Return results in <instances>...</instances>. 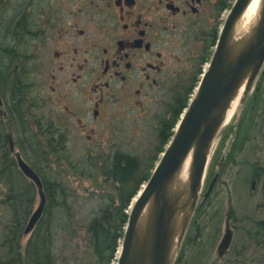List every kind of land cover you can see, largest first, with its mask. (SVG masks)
<instances>
[{"label":"flooded vegetation","instance_id":"flooded-vegetation-1","mask_svg":"<svg viewBox=\"0 0 264 264\" xmlns=\"http://www.w3.org/2000/svg\"><path fill=\"white\" fill-rule=\"evenodd\" d=\"M44 2L0 0V80L14 68L18 88H30L20 114L36 122L40 149L54 146L67 155L81 139L103 175L120 152L137 159L139 171L153 169L151 158L166 150L229 20L243 27L247 13L234 17L239 0H55L48 11ZM263 98L253 102L264 104ZM50 104L55 111H45ZM14 111L5 103L1 113L8 120ZM66 162L55 161L65 163L60 169ZM259 167L252 170V193L264 175ZM103 179V186H119L113 175ZM195 226L194 216L190 230L197 233ZM219 246L218 263L230 251L223 256ZM182 250L176 264L186 262Z\"/></svg>","mask_w":264,"mask_h":264},{"label":"water","instance_id":"water-1","mask_svg":"<svg viewBox=\"0 0 264 264\" xmlns=\"http://www.w3.org/2000/svg\"><path fill=\"white\" fill-rule=\"evenodd\" d=\"M255 0H240L234 17L250 9ZM229 20L221 35L211 66L187 109L180 127L149 182L133 204L118 264H175L182 241L196 211L206 169L233 103L243 106L264 65V0L247 26ZM0 103L2 101L0 100ZM12 149L14 145L12 143ZM20 168L37 185L41 204L26 229L39 222L45 205L43 182L20 153ZM189 168L184 173L187 162ZM217 174L206 194L210 196ZM232 231L228 228L220 254L229 249Z\"/></svg>","mask_w":264,"mask_h":264},{"label":"rangeland","instance_id":"rangeland-1","mask_svg":"<svg viewBox=\"0 0 264 264\" xmlns=\"http://www.w3.org/2000/svg\"><path fill=\"white\" fill-rule=\"evenodd\" d=\"M44 1V7L46 6L45 9L48 11L51 8V2L55 0ZM33 13L35 14L34 17L39 14L37 11ZM4 20L6 21V16ZM258 84L261 86V91L252 92L251 96L254 100L249 102L243 114L240 113L242 119H238V124L229 125L216 141V149L214 148L215 152L206 184L209 185L208 180L213 179L216 174L220 175V179L216 183L211 196L206 200L203 198L204 201L201 200V204L198 205L201 208L195 214V223L199 230L196 233L195 229L191 228L188 232L184 242L187 253L185 247L182 250L186 262L183 259L181 264L218 263L216 262L217 249L226 233L227 212L231 209L232 222L236 233L227 257L218 264H264V226L262 225L264 221V175H261L258 182H256L254 193L251 192L254 166L259 165L264 168V152L253 153L259 148H264V104H262L263 101L258 105L253 102L257 101V98L259 101V98L264 97V75L258 79ZM52 110L55 111L52 104L45 109V111L50 112ZM72 146L74 150L65 157L71 162H75V166L76 161H81L87 167V175L75 172L64 176L78 201L76 207L78 218L72 225L73 227L69 229L66 228V224L63 225L55 249L59 258H63L64 262L68 264H96L97 251H100V247L94 245L86 227L94 212L107 204L101 198V195L107 191V188L109 191H112L113 188L108 185L99 187L94 182L92 178L94 174L92 168L94 167L90 164L91 159L86 160L87 156L84 155L85 142L78 139ZM53 154L55 155L54 152ZM143 156L148 159V154ZM29 158L32 159L31 161L27 159L29 164L32 167H35V165L38 167L35 163L36 160L30 156ZM53 159L57 163L62 161L57 155ZM158 159V156L151 158L149 163H153L154 167ZM64 160L67 161L65 166L67 169L69 161L65 158ZM63 165L65 163L61 165L54 163L53 169L59 170ZM145 168H148V165ZM149 172L145 170V174L139 176V179L133 183L130 192L131 199L125 210L126 213L130 212L131 201L134 200L146 181L142 179L139 186L136 182L142 177L146 178L150 174ZM39 201L40 197L37 192L36 207H38ZM218 231H221V233L217 234ZM27 241L28 237L23 240L22 247H26ZM120 244L121 240H119V246ZM118 249L114 255L110 254L107 257V264L117 263Z\"/></svg>","mask_w":264,"mask_h":264},{"label":"trees","instance_id":"trees-1","mask_svg":"<svg viewBox=\"0 0 264 264\" xmlns=\"http://www.w3.org/2000/svg\"><path fill=\"white\" fill-rule=\"evenodd\" d=\"M2 53L4 60L8 58L4 52ZM15 79L13 68L6 84H4L7 91L12 89L15 92L18 89ZM21 97L14 98L11 102V109L15 111L8 120L3 118L0 111V264H62L65 260L59 258L55 249V245L59 242V235L54 241L48 235L53 232L54 226L55 229L58 228V225L65 224L68 229L73 227L72 225L78 218L76 210L78 201L64 176L75 172L87 175V167L81 161H76L75 166V162L66 159L69 161L67 169L53 170L55 155L50 154L46 161L43 157L34 156L38 167L36 165L33 167L44 182L47 206L41 221L33 233L27 236L25 229L28 218L36 209L38 191L36 185L19 168L16 157L10 148V137H13L18 149L29 161L32 159L19 143L21 130L26 132L29 140L36 147L40 148L42 143L37 138L36 122H31L25 114H20V109L25 103V99L22 100ZM86 160H89V157H86ZM47 165L49 170H45ZM92 169L94 171L92 178L97 186H102L101 179L104 176L111 177L112 175L115 178L113 185L119 184V186L112 187V191L107 188V191L101 195L107 204L94 212L86 227L94 245L100 247V251H97L96 264H107V257L116 253L119 240L122 241L124 237L128 221L125 210L131 199L133 177L142 176L145 172L138 170L137 159L125 154L116 159L115 168L110 171V174L103 175L95 167ZM148 177L149 175L146 178L142 177L136 182L137 185L139 186L141 180L145 181ZM60 190L66 191V193L61 194ZM57 196H62L59 203L56 202ZM27 237V245L22 247V242ZM32 245L34 248L31 247ZM46 247L50 248L49 254ZM50 254H53L54 261L50 260Z\"/></svg>","mask_w":264,"mask_h":264},{"label":"bare ground","instance_id":"bare-ground-1","mask_svg":"<svg viewBox=\"0 0 264 264\" xmlns=\"http://www.w3.org/2000/svg\"><path fill=\"white\" fill-rule=\"evenodd\" d=\"M259 3H260V0H255L254 3L252 4V6L250 7L248 13H247V16H246V19L244 20L245 23L249 22L250 20H252L254 18V16L256 15V12H257V9L259 7ZM242 23V22H241ZM244 24V23H243ZM3 38V37H2ZM25 69V68H24ZM21 70V69H20ZM22 71V70H21ZM14 72H16V70H14ZM11 73L7 72L4 74V76L2 77L3 79L0 80V100L2 102H5V103H11L13 101V99L15 98H19L27 93H29L30 91V88L28 87H25V86H22L20 89H19V94L15 97L14 94L15 92L12 91V89L10 91H7L6 88L4 87V84H6V80L9 78ZM15 77H16V83L18 84L19 86V79L21 76L17 75L15 73ZM17 89V91H18ZM237 105H238V100H236L234 103H233V106H232V109L229 111V114H228V121L231 120V118L233 117L234 115V112L237 108ZM37 120V118H35ZM33 119V120H35ZM18 121L20 122V120L18 119ZM23 125V124H22ZM21 138H20V141L19 143L21 144V146L26 150V152L29 154L30 157H33L34 156L36 157H43V159H45L46 161V158L48 157L49 158V155L53 152H55V154L59 157V159H67V155H65V151L64 149H58L57 147H54L53 146V150H51L49 153L47 151H44L38 147H36L35 145H33L31 143V141L29 140V137L28 135L26 134V132H24L23 130H21ZM22 140V141H21ZM120 155H124L123 153H116V155L114 156L115 160L120 157ZM66 156V157H65ZM189 162L190 160L187 162L186 164V167H185V170H184V173L187 175L188 173V168H189ZM49 165V164H48ZM47 165V167H45V170H49V166ZM137 167H139V162H137ZM44 169V168H43ZM42 169V170H43ZM41 170V171H42ZM42 173V172H41ZM106 175L107 174H110V171H107L105 173ZM61 194L63 193H66V191H63V190H60ZM62 199V196H57L56 197V202L59 203V201H61ZM31 217L28 218V222L27 224L29 223ZM262 225L264 226V223H262ZM60 227V228H59ZM62 227L63 225H58V228L55 229V226L53 227L54 230L52 233H50V238L54 241L57 239L58 235L61 233V230H62ZM31 247L34 248V245H32ZM47 251H48V254L50 253V248L49 247H46ZM49 258L51 261H54V256L53 254H50L49 255ZM62 264H67L66 262H63Z\"/></svg>","mask_w":264,"mask_h":264}]
</instances>
